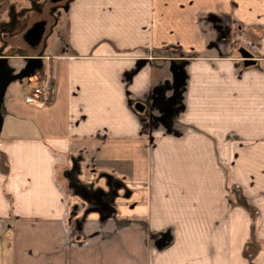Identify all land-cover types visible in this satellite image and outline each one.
I'll return each mask as SVG.
<instances>
[{"label": "crops", "instance_id": "crops-1", "mask_svg": "<svg viewBox=\"0 0 264 264\" xmlns=\"http://www.w3.org/2000/svg\"><path fill=\"white\" fill-rule=\"evenodd\" d=\"M65 15L53 53L37 52L45 19L37 46V20L0 29V264H264V0H69Z\"/></svg>", "mask_w": 264, "mask_h": 264}, {"label": "rangeland", "instance_id": "rangeland-1", "mask_svg": "<svg viewBox=\"0 0 264 264\" xmlns=\"http://www.w3.org/2000/svg\"><path fill=\"white\" fill-rule=\"evenodd\" d=\"M68 1L63 0L58 3H52L50 0H12V4L4 11L6 12L5 20L1 22L0 29H13L15 32L20 33L29 23L45 19L47 21V28L43 39L44 43L43 46L37 47V52H40L41 48L48 45L49 53H53L62 43ZM2 35L0 33V38L4 41L6 35ZM11 40L21 46H27L23 44L24 42L22 43L23 40L18 36ZM60 47H64V44L62 43ZM237 54L239 55L238 51ZM43 65L46 67L45 61ZM34 84V82L31 83L28 88L33 87Z\"/></svg>", "mask_w": 264, "mask_h": 264}, {"label": "water", "instance_id": "water-1", "mask_svg": "<svg viewBox=\"0 0 264 264\" xmlns=\"http://www.w3.org/2000/svg\"><path fill=\"white\" fill-rule=\"evenodd\" d=\"M60 1L63 0H50V2L52 3H58ZM45 24L46 21L45 20H38L36 22H34L23 34V39L25 42H27V44H29L30 46H37L43 37L44 34V30H45ZM242 60H243V64L244 65H250V64H254V60H253V56L252 54L246 50L245 48L241 47L238 50ZM173 73H174V84L177 86L179 85L182 80H183V71L181 69L180 66H174L173 67ZM8 79V74L7 71L0 67V93L6 83ZM136 109L137 110H143V105L140 103L136 104ZM164 242V240H161L159 242V244H162Z\"/></svg>", "mask_w": 264, "mask_h": 264}, {"label": "trees", "instance_id": "trees-1", "mask_svg": "<svg viewBox=\"0 0 264 264\" xmlns=\"http://www.w3.org/2000/svg\"><path fill=\"white\" fill-rule=\"evenodd\" d=\"M11 4H12L11 0H0V22H1L2 13ZM0 168L3 172H7L8 170V163H7V160L4 154H1L0 156ZM229 191L232 194L231 197H232L233 203L235 205H239L243 207L244 209H246L249 212L251 219L253 221L257 213V210L248 202L247 198L242 193L241 189L236 185H231L229 187ZM252 226L253 224H251V227ZM260 248H261V242L254 235H251L250 240L245 244L243 248V255L249 260V262L252 263L253 257L260 250Z\"/></svg>", "mask_w": 264, "mask_h": 264}, {"label": "built area", "instance_id": "built-area-1", "mask_svg": "<svg viewBox=\"0 0 264 264\" xmlns=\"http://www.w3.org/2000/svg\"><path fill=\"white\" fill-rule=\"evenodd\" d=\"M50 90V84L48 81H45L44 83H41L37 87L34 88V91L31 95L27 96L28 101H34L37 98H46L45 96L48 94ZM3 229V220L0 219V234Z\"/></svg>", "mask_w": 264, "mask_h": 264}]
</instances>
